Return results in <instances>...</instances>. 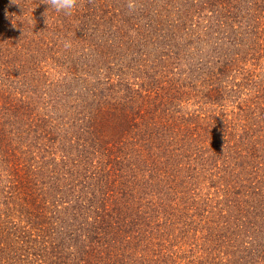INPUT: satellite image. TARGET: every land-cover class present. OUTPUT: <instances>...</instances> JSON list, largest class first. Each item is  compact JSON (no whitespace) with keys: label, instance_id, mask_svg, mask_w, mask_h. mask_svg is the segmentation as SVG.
I'll return each mask as SVG.
<instances>
[{"label":"trees","instance_id":"16d2710c","mask_svg":"<svg viewBox=\"0 0 264 264\" xmlns=\"http://www.w3.org/2000/svg\"><path fill=\"white\" fill-rule=\"evenodd\" d=\"M0 264H264V0H0Z\"/></svg>","mask_w":264,"mask_h":264},{"label":"clouds","instance_id":"9594fccd","mask_svg":"<svg viewBox=\"0 0 264 264\" xmlns=\"http://www.w3.org/2000/svg\"><path fill=\"white\" fill-rule=\"evenodd\" d=\"M49 4L56 13L71 15L76 7V0H49ZM67 46L66 44L65 47Z\"/></svg>","mask_w":264,"mask_h":264}]
</instances>
